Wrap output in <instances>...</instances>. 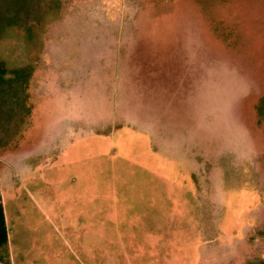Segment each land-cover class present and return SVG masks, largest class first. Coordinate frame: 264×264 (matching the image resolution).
Segmentation results:
<instances>
[{
  "label": "rangeland",
  "instance_id": "374dc122",
  "mask_svg": "<svg viewBox=\"0 0 264 264\" xmlns=\"http://www.w3.org/2000/svg\"><path fill=\"white\" fill-rule=\"evenodd\" d=\"M143 1L0 4V68L18 82L14 100L0 101L10 112L0 201L13 264H264V98L251 77L264 0H165L168 15L199 21L201 38L188 25L194 60L169 62L168 80L194 65L195 86L152 132L101 96L111 50L92 40L118 26L136 32ZM213 16L226 31L238 22L227 48L203 37ZM81 75L84 97L68 105Z\"/></svg>",
  "mask_w": 264,
  "mask_h": 264
},
{
  "label": "crops",
  "instance_id": "0c3cea01",
  "mask_svg": "<svg viewBox=\"0 0 264 264\" xmlns=\"http://www.w3.org/2000/svg\"><path fill=\"white\" fill-rule=\"evenodd\" d=\"M155 2L157 3L151 4L150 0L143 1L146 15L135 16L132 19L133 23L137 24L136 32L130 31L131 27H128L130 28L129 32H123V28L118 26L112 32H97L92 36V40L97 42L98 49L101 47L103 50L105 48L111 50V62L108 64V72H105L107 81L103 82L100 87L102 88L101 96L104 99L112 97L116 110L120 114H126V117L122 116L123 119L120 115V120H139L141 122L145 119L146 124L143 126L151 132L159 126L158 119H163V112L175 102L177 95L179 97L181 91L184 94L188 91L190 94L195 86L194 65L192 67L184 65L183 73L176 75L175 83H170L168 80L169 62L177 63L179 66L181 59L186 64H190V59L194 60V57H185L186 44L190 41V36L195 30L188 31V25L192 24L193 28L196 26V35L201 38L199 30L197 32V28L200 29L199 21L197 25L195 18L185 19L177 15H168L166 9L169 3L167 1ZM178 3L179 0L176 5ZM219 18L221 16H218V19L213 16L202 34L205 40L216 42L217 47L224 49L238 37L239 33L235 32L238 22H228L232 23L233 27L235 24L236 27L233 30L228 28L229 31H226L227 24L224 19L225 35L223 38L216 33L215 24L217 22L223 24ZM189 46L190 44H188V50ZM105 56L101 55L102 60L106 58ZM252 57L251 63L255 69L251 76L252 80L255 84L258 82L261 88L263 87V92L259 90L254 94V97L257 98L256 100H260L264 98V54L262 49H256ZM102 68L100 67L99 70ZM85 75L78 77L79 81L76 86L71 88L68 86V105L71 103V99L74 102L73 98L84 97L85 83L82 81V77ZM105 87H109V89L106 91ZM258 96L260 97L258 98ZM255 105L258 104L255 103ZM35 111L36 107L33 112V119L36 120ZM259 125L264 128L262 122ZM10 257L13 264L11 253Z\"/></svg>",
  "mask_w": 264,
  "mask_h": 264
},
{
  "label": "flooded vegetation",
  "instance_id": "af4514ba",
  "mask_svg": "<svg viewBox=\"0 0 264 264\" xmlns=\"http://www.w3.org/2000/svg\"><path fill=\"white\" fill-rule=\"evenodd\" d=\"M3 2V0L0 1ZM12 15L14 16H18L19 15V11L17 13V11H13ZM5 21H3L4 23ZM2 23V24H3ZM1 24V30L0 33L2 31V29L7 26L6 23L2 25ZM32 23H30V26L32 27ZM29 28V27H28ZM15 71V70H14ZM13 72V71H12ZM17 78L12 79V76H6V69L4 68H0V101H4L5 103L7 102L9 104V102L13 101L15 98V96L18 93V89H17V85L18 82H16ZM14 80V81H13ZM8 107H4L3 103H0V117H1V122H0V129H3V126H6V128L4 130L9 129V126H7V115H9L7 111Z\"/></svg>",
  "mask_w": 264,
  "mask_h": 264
},
{
  "label": "trees",
  "instance_id": "16d2710c",
  "mask_svg": "<svg viewBox=\"0 0 264 264\" xmlns=\"http://www.w3.org/2000/svg\"><path fill=\"white\" fill-rule=\"evenodd\" d=\"M0 264H12L8 247L7 230L0 201Z\"/></svg>",
  "mask_w": 264,
  "mask_h": 264
},
{
  "label": "water",
  "instance_id": "95a60500",
  "mask_svg": "<svg viewBox=\"0 0 264 264\" xmlns=\"http://www.w3.org/2000/svg\"><path fill=\"white\" fill-rule=\"evenodd\" d=\"M27 112H29V109L27 110Z\"/></svg>",
  "mask_w": 264,
  "mask_h": 264
}]
</instances>
